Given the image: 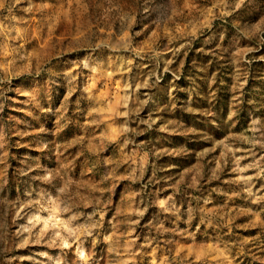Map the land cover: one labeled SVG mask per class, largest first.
Here are the masks:
<instances>
[{
  "label": "rangeland",
  "instance_id": "374dc122",
  "mask_svg": "<svg viewBox=\"0 0 264 264\" xmlns=\"http://www.w3.org/2000/svg\"><path fill=\"white\" fill-rule=\"evenodd\" d=\"M0 264H264V0H0Z\"/></svg>",
  "mask_w": 264,
  "mask_h": 264
}]
</instances>
